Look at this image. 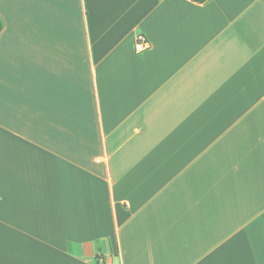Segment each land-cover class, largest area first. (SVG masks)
I'll list each match as a JSON object with an SVG mask.
<instances>
[{"label":"crops","instance_id":"1","mask_svg":"<svg viewBox=\"0 0 264 264\" xmlns=\"http://www.w3.org/2000/svg\"><path fill=\"white\" fill-rule=\"evenodd\" d=\"M0 21V264H264V0Z\"/></svg>","mask_w":264,"mask_h":264},{"label":"built area","instance_id":"2","mask_svg":"<svg viewBox=\"0 0 264 264\" xmlns=\"http://www.w3.org/2000/svg\"><path fill=\"white\" fill-rule=\"evenodd\" d=\"M147 46L148 42L146 40V37L142 33L137 34L135 38V50L137 52H140L146 49Z\"/></svg>","mask_w":264,"mask_h":264},{"label":"trees","instance_id":"3","mask_svg":"<svg viewBox=\"0 0 264 264\" xmlns=\"http://www.w3.org/2000/svg\"><path fill=\"white\" fill-rule=\"evenodd\" d=\"M193 1L198 2V3H202V2H205L206 0H193ZM1 29H2V23L0 21V31H1Z\"/></svg>","mask_w":264,"mask_h":264}]
</instances>
